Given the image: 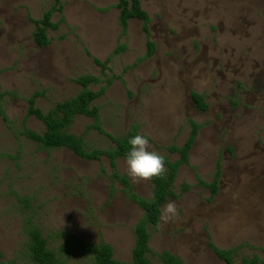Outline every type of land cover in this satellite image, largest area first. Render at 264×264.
<instances>
[{
  "label": "rangeland",
  "instance_id": "obj_1",
  "mask_svg": "<svg viewBox=\"0 0 264 264\" xmlns=\"http://www.w3.org/2000/svg\"><path fill=\"white\" fill-rule=\"evenodd\" d=\"M151 18L155 55L139 20L127 34L120 25V0H60L49 31L50 44L34 41L35 25L56 0H0V264H33L29 231L38 228L65 264H94L80 243L111 245L115 259L130 263L134 230L143 211L111 180L107 159L91 162L68 150L44 151L24 135L28 100L49 112L76 97L81 77L100 80L95 105L104 130L123 137L132 128L149 137L165 158L182 147L191 122L201 129L190 164L178 174L174 192L178 215L150 229L151 264L169 252L183 264H224L212 245L241 248L245 258L264 260V0H140ZM95 60L108 62L107 69ZM205 97L199 112L191 95ZM94 120L78 117L71 132L89 149L108 150L111 141L90 130ZM27 128L44 133L32 117ZM171 161L178 155L169 157ZM218 164L219 193L209 184ZM118 171L142 198L152 197L150 180L133 182L124 159ZM189 186L188 191H183ZM167 202V203H168Z\"/></svg>",
  "mask_w": 264,
  "mask_h": 264
},
{
  "label": "trees",
  "instance_id": "obj_2",
  "mask_svg": "<svg viewBox=\"0 0 264 264\" xmlns=\"http://www.w3.org/2000/svg\"><path fill=\"white\" fill-rule=\"evenodd\" d=\"M117 7L121 10L120 25L123 35L127 34L131 21L139 20L143 23L142 30L147 37V54L141 62L152 58L155 55L156 44L151 40V18L142 8L141 1L120 0ZM62 9L60 0H56L55 5L43 15L42 19L32 20L35 25L33 38L38 47L45 48L49 46V31L55 30L58 27L53 23V16L56 13H61ZM94 62L104 70L108 67V62L102 63L98 60ZM99 82L100 80L93 76L79 78L76 80V83L82 87V91L72 99L56 103L47 113H44L37 107V102L42 97V94L35 93L28 100L29 108L25 119L23 135L47 152L64 149L82 160L101 162L103 159H107L109 161L113 172L111 180L121 184L126 197L143 211V218L134 230L135 244L132 250L131 262L122 263L117 261L113 247L104 242L99 244L80 243L78 245L79 249L89 254L93 258L94 264H151L149 259L151 253L150 229L158 227L161 220L160 209L167 204L169 199L177 198L174 192L175 183L180 169L190 164V153L196 143L201 126L195 122H191V133L184 145L182 147L172 146L167 148L169 157L178 155L179 159L171 161L169 157H164L165 173L161 177H154L150 180L153 185L152 197L149 199L142 198L135 192V188L129 182L128 177L122 176L118 171V161L124 159L125 153L129 150L127 140L131 136L139 134V128H132L123 137H114L104 130L101 111L95 103L106 94L112 85V81H109L108 85L100 91L90 89L91 85H97ZM3 96V94H0V100H2ZM191 98L195 108L199 112H206L208 110V105L203 95L193 93ZM32 117L44 124V133L40 134L27 128L26 122ZM78 117L94 120V124L90 127V130L96 131L108 138L114 147L108 150L89 149L84 137H78L71 132V128ZM221 176V165L218 164L214 180L207 184L200 178H197L198 185L209 189L212 197H216L219 193ZM189 189V186H184L183 191L186 192ZM211 247L216 257L224 264H236V258L241 248L222 250L213 245ZM29 253L33 264H65L56 252L49 247L47 239L43 237L38 228H31L29 231ZM159 260L162 264H183L180 258L169 252L161 254ZM241 264H264V260L255 256L243 259Z\"/></svg>",
  "mask_w": 264,
  "mask_h": 264
},
{
  "label": "clouds",
  "instance_id": "obj_3",
  "mask_svg": "<svg viewBox=\"0 0 264 264\" xmlns=\"http://www.w3.org/2000/svg\"><path fill=\"white\" fill-rule=\"evenodd\" d=\"M129 150L125 153L124 161L127 174L133 182L147 181L161 177L166 171L165 158L149 147V137L141 134L131 136L127 140ZM160 219L167 223L177 215L175 202H168L161 209Z\"/></svg>",
  "mask_w": 264,
  "mask_h": 264
}]
</instances>
